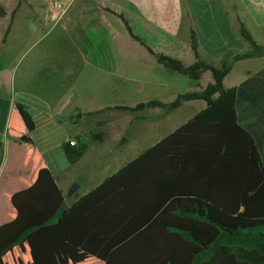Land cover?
<instances>
[{"label": "crops", "instance_id": "crops-1", "mask_svg": "<svg viewBox=\"0 0 264 264\" xmlns=\"http://www.w3.org/2000/svg\"><path fill=\"white\" fill-rule=\"evenodd\" d=\"M0 5L5 12L0 17V249L14 237L4 228L43 222L57 213L60 198L65 209L71 207L191 119L128 162L115 157L96 160L80 179L70 178L78 186L69 191L65 174L82 166L92 148L106 140L105 135L100 142L91 140L94 129H84L86 121L103 130L108 115L119 120L130 114L129 124L161 119L170 111L168 105L186 94L181 90L184 76L163 68L146 47L189 66L195 61L189 40L193 30L198 60L215 68L230 63L225 89L236 88L264 68V52L231 62L250 51L240 34L241 24L264 47V0H77L54 29L42 20L43 0H0ZM119 15L144 46L129 37ZM210 83L205 73L194 84L196 92ZM149 101L166 107L113 109ZM15 103L27 107L33 132L27 131ZM184 103L200 104L199 112L206 107L203 101L178 106ZM76 139L87 148L70 165L62 145L71 140L77 144ZM94 259L103 264L66 244L56 221L6 250L0 264H89Z\"/></svg>", "mask_w": 264, "mask_h": 264}, {"label": "trees", "instance_id": "trees-1", "mask_svg": "<svg viewBox=\"0 0 264 264\" xmlns=\"http://www.w3.org/2000/svg\"><path fill=\"white\" fill-rule=\"evenodd\" d=\"M4 14L0 5V17ZM119 18L129 37L144 46ZM240 34L250 51L231 62L264 52L242 24ZM189 40L195 60L189 66L146 50L167 71L193 84L209 73L212 83L202 91L177 96L180 102L203 101L205 109L71 207L65 209L60 198L57 213L43 222L2 228L11 229L14 237L0 255L38 228L59 221L66 244L103 264H264V68L225 89L230 63L215 68L201 62L193 30ZM165 107L149 101L113 109ZM15 108L33 132L27 107L15 103ZM91 138L100 142L102 135ZM76 141V146L62 145L70 165L87 148ZM2 154L0 145V161Z\"/></svg>", "mask_w": 264, "mask_h": 264}, {"label": "rangeland", "instance_id": "rangeland-1", "mask_svg": "<svg viewBox=\"0 0 264 264\" xmlns=\"http://www.w3.org/2000/svg\"><path fill=\"white\" fill-rule=\"evenodd\" d=\"M30 24L31 22L29 21V25ZM0 66L1 68L3 67V62L1 60ZM168 75H170L169 72ZM173 77L177 78L175 75ZM182 79V92H196L195 86L190 80H188V84L185 87L184 81L187 80L184 77ZM199 111L200 104L184 103L178 107L170 109L164 118L151 119L146 122H132L130 124V114H124L125 116H123V119L119 120L108 115L105 119V127L103 130L94 123H88L86 121L85 124H83L84 129L90 128L89 130L91 131L94 129L89 135L91 140V134L98 133H101L102 137L105 135L106 140L101 146L92 148L91 152H89L90 155L87 161L82 164V166L76 170L70 169L65 174L64 180L69 184V191L73 190L75 186H78L77 182L72 181L70 178H73L76 175L80 179L81 174L84 173V171L88 168L89 170L94 168L96 160H103L105 162L106 160L115 157L119 158L120 163L128 162L187 122ZM147 114L150 115L149 112H147ZM80 194H82V189L78 191V195ZM89 264H99V261L94 259V261H90Z\"/></svg>", "mask_w": 264, "mask_h": 264}, {"label": "built area", "instance_id": "built-area-1", "mask_svg": "<svg viewBox=\"0 0 264 264\" xmlns=\"http://www.w3.org/2000/svg\"><path fill=\"white\" fill-rule=\"evenodd\" d=\"M45 11L42 15V20L51 29L60 26L66 19L69 10L77 0H43ZM70 146H76L74 140L68 141Z\"/></svg>", "mask_w": 264, "mask_h": 264}, {"label": "water", "instance_id": "water-1", "mask_svg": "<svg viewBox=\"0 0 264 264\" xmlns=\"http://www.w3.org/2000/svg\"><path fill=\"white\" fill-rule=\"evenodd\" d=\"M179 103H180V100L176 99L172 104H170V105L168 106V108H169V109H171V108H175V107H177V106L179 105ZM76 188H77V186H75V187L73 188V190L76 189ZM71 192H72V191H71Z\"/></svg>", "mask_w": 264, "mask_h": 264}]
</instances>
